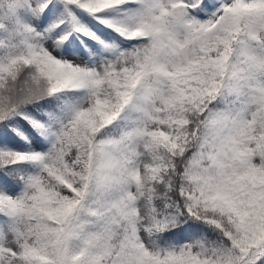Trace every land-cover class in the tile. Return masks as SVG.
Segmentation results:
<instances>
[{"label": "snow or ice", "instance_id": "1", "mask_svg": "<svg viewBox=\"0 0 264 264\" xmlns=\"http://www.w3.org/2000/svg\"><path fill=\"white\" fill-rule=\"evenodd\" d=\"M0 264H264V0H0Z\"/></svg>", "mask_w": 264, "mask_h": 264}]
</instances>
